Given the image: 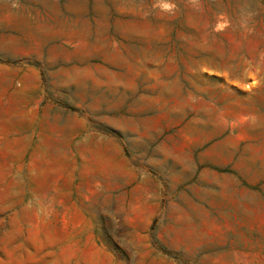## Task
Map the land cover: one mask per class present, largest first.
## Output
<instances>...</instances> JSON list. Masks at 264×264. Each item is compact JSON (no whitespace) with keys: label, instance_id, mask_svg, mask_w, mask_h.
<instances>
[{"label":"rangeland","instance_id":"rangeland-1","mask_svg":"<svg viewBox=\"0 0 264 264\" xmlns=\"http://www.w3.org/2000/svg\"><path fill=\"white\" fill-rule=\"evenodd\" d=\"M0 264H264V0H0Z\"/></svg>","mask_w":264,"mask_h":264},{"label":"crops","instance_id":"crops-1","mask_svg":"<svg viewBox=\"0 0 264 264\" xmlns=\"http://www.w3.org/2000/svg\"><path fill=\"white\" fill-rule=\"evenodd\" d=\"M81 185L79 180L75 183V181H70V185L66 188V203L63 206L64 209H56L54 212L58 214H63L66 216L65 221L70 220L69 217L70 215H77L80 217L81 221L87 223L88 225L86 226V230H92L94 227L93 225V219L88 215L87 211L84 208V202L82 199L79 198V191H80ZM62 187L59 186L56 188V191L58 193H61ZM68 189V190H67ZM74 192L78 193L77 196H74Z\"/></svg>","mask_w":264,"mask_h":264}]
</instances>
